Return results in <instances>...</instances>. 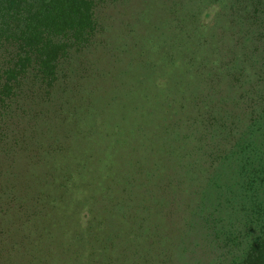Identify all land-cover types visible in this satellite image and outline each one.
<instances>
[{
	"label": "rangeland",
	"instance_id": "1",
	"mask_svg": "<svg viewBox=\"0 0 264 264\" xmlns=\"http://www.w3.org/2000/svg\"><path fill=\"white\" fill-rule=\"evenodd\" d=\"M242 0H108L0 145V264H219L246 250L222 124L264 75ZM24 135V137H22ZM10 146V147H9ZM8 148V149H7ZM220 184L222 188H218ZM228 187L229 192L224 188Z\"/></svg>",
	"mask_w": 264,
	"mask_h": 264
},
{
	"label": "trees",
	"instance_id": "2",
	"mask_svg": "<svg viewBox=\"0 0 264 264\" xmlns=\"http://www.w3.org/2000/svg\"><path fill=\"white\" fill-rule=\"evenodd\" d=\"M108 0H0V145L15 140L14 126L23 102L52 96L61 65L73 52L88 48L100 28L98 10ZM246 18L258 28V45L264 68V0H242ZM247 92L248 122L240 130L237 121L222 124L219 134L233 145L218 156L221 165L232 156L240 180L231 196L241 199L230 210L241 213L247 224L245 254L219 264H264V75ZM20 111L19 113H17ZM24 137V135H22ZM10 147V146H9ZM8 149V148H7ZM218 188H222L217 184ZM225 191H230L228 187Z\"/></svg>",
	"mask_w": 264,
	"mask_h": 264
}]
</instances>
